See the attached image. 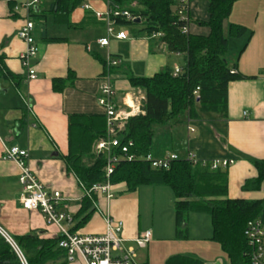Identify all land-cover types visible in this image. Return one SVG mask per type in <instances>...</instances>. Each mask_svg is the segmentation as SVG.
I'll return each mask as SVG.
<instances>
[{"label":"crops","instance_id":"obj_1","mask_svg":"<svg viewBox=\"0 0 264 264\" xmlns=\"http://www.w3.org/2000/svg\"><path fill=\"white\" fill-rule=\"evenodd\" d=\"M25 1L34 5L24 8ZM210 1L190 0L189 34H210V29L200 24L209 20ZM251 1L254 0L235 3L224 22L225 34L230 25L247 29L243 38L230 41L225 58L231 64L237 62V71L250 78L230 83L226 117L208 113L190 120L184 114L178 121L156 129L152 154L157 158L169 154L186 158L192 154L200 164L233 160V164L223 169L228 175V199L254 201L264 199V183L247 187L258 177L254 162L264 160V10L251 9ZM110 10V0H0V56L5 74L0 78V137L7 147L26 150L27 166L45 189L63 195L66 211L75 218L72 233L103 235L105 217L109 215L124 223L123 238L132 247L139 235L151 230H144L141 224L142 198L148 202L149 192L160 194L164 189L143 186L129 193L118 186L111 200L97 195L95 214L84 227L74 230L85 192L66 162L68 118L73 114L104 115L97 98L106 77L117 90V104L126 108L124 103L132 104L133 95L139 92L132 88L129 77L150 78L165 69L182 68L185 60L182 55L169 53L159 37H136L135 33L130 36L124 27L118 26L114 27L115 33L125 32L128 38L118 40L112 35L109 46L101 47L98 41L108 38ZM97 14L103 15L102 18ZM27 19L35 23L34 37L39 46V54L29 62L37 74L34 81L28 79L21 61L26 44L17 37ZM109 58L117 60L118 66L109 68ZM55 80H67L66 86L57 87ZM3 155L0 143V227L16 244L17 238L25 236L45 241L59 239L58 228L48 225L41 212L23 209L19 169L5 161ZM205 216L209 215L187 216L184 228L188 236L196 230L188 225L195 221L200 224ZM173 222L176 236L175 219ZM152 229L160 235L159 227ZM197 232L201 229L197 228ZM211 236L210 228L199 240L209 244ZM155 242L151 241L146 248L149 253ZM208 248L213 251L216 247ZM222 254L224 257L218 251L214 256L188 252L185 255L203 264H229ZM68 259L69 264H83L78 259Z\"/></svg>","mask_w":264,"mask_h":264},{"label":"trees","instance_id":"obj_2","mask_svg":"<svg viewBox=\"0 0 264 264\" xmlns=\"http://www.w3.org/2000/svg\"><path fill=\"white\" fill-rule=\"evenodd\" d=\"M239 1L242 0H211L209 20L200 22L210 29V34L197 36L183 32L190 18L181 19L178 15L179 0H110L112 10L118 7L140 19V23H136L125 17H111L114 26L140 27L135 32L136 37L160 34L159 39L167 46L169 53L184 56L185 64L177 77L173 76L171 69L150 78L129 77L132 88L145 92L144 113L129 118L119 137L122 146L132 143L128 148L129 155H135L137 159L120 163L109 181L113 191L123 186L129 193L143 186L169 187L175 197L177 238H184L187 233L183 228L189 214L209 215L211 240L220 245L229 264H251L253 248L244 232L250 221L264 222V199H228V175L223 169L211 171L209 166L194 164L184 158L173 162L167 170L154 169L143 160L152 153L156 127L178 121L184 114L190 120H197L201 114L208 113L226 117L230 83L250 79L237 71V62L231 64L225 58L230 41L247 34V29L239 25H230L227 34L224 32V22ZM2 63L0 56V78L5 76ZM67 80H55V84L57 87L61 84L66 86L64 82ZM68 135L66 162L79 183L85 190L104 183L107 180L104 171L106 156L95 154L93 147L106 135L105 116L70 115ZM254 167L258 177L247 187L264 183V160L254 162ZM96 200V194L85 196L74 230L90 221L96 211ZM16 241L29 264H69L66 251L58 247L59 239L45 241L25 236ZM0 264H20L12 247L1 235ZM166 264L203 263L193 257L179 255L169 258Z\"/></svg>","mask_w":264,"mask_h":264},{"label":"built area","instance_id":"obj_3","mask_svg":"<svg viewBox=\"0 0 264 264\" xmlns=\"http://www.w3.org/2000/svg\"><path fill=\"white\" fill-rule=\"evenodd\" d=\"M190 0H179L178 15L181 19L188 18ZM34 2L25 1L22 6L30 9ZM89 9V6H85ZM18 10V7H15ZM99 18L103 15L97 14ZM108 38L98 41L101 47L109 46L110 36H114L118 40L128 38L125 32L115 33L114 21L111 17H125L128 21H135L136 17L128 11L120 10L118 7L110 10L108 15ZM35 23L31 19L25 20L23 26L19 29L17 37L26 44V51L21 57L22 65L27 71L28 79L34 81L37 79L36 71L30 66L29 62L39 54V46L34 37ZM184 33L187 28L183 29ZM153 37H160L156 34ZM107 66L109 68L118 66V61L108 59ZM182 69L176 67L173 70V76L177 77L181 74ZM117 90L112 85L109 77L103 79L99 88L97 98L98 105L103 109L106 118V135L96 141L93 147V152L97 155L106 156L105 174L106 181L102 184H96L90 190H85V196L91 194L105 195L108 200L114 198L110 176L114 173L116 167L124 162H132L137 159L135 155H129L128 148L132 145L122 146L120 142V133L125 129V125L129 118L143 114V104L146 96L142 92H137L133 95L132 104L124 103L125 107H120L117 104ZM0 143L4 147L3 159L14 163L19 169L18 182L22 187L20 196V204L27 211L41 212L48 225H54L59 231L58 247L66 251L68 258L78 259L83 264H137L136 251L134 247L126 245V240L123 238L124 223L116 220L111 216L105 217L106 232L100 236H79L71 232V226L74 225V217L66 211V199L58 191L49 192L44 185L39 181L37 176L27 166L28 152L17 146L7 147L0 137ZM176 154H169L162 158L155 157L152 153L143 158L145 162L150 164L154 169H169L173 162L180 160ZM194 164H198L195 157L189 154L186 158ZM233 160H215L211 163H202L204 166H209L211 171L225 169L233 164ZM96 205V204H95ZM0 234L9 243L13 251L18 257L20 264H29L27 258L14 242V240L3 231L0 227ZM245 237L253 248L251 256V264H264V223L261 220L250 221L247 224L244 232ZM152 233L146 231L139 235L134 241V245L138 248L145 249L151 242Z\"/></svg>","mask_w":264,"mask_h":264},{"label":"rangeland","instance_id":"obj_4","mask_svg":"<svg viewBox=\"0 0 264 264\" xmlns=\"http://www.w3.org/2000/svg\"><path fill=\"white\" fill-rule=\"evenodd\" d=\"M253 5L251 9L254 11L264 10V0H254L249 2ZM248 7V6H247ZM234 15V14H233ZM236 17V16H234ZM239 18V17H238ZM190 17V23H191ZM140 27L130 26L125 28L130 36L140 30ZM139 92H142L145 95V92L139 88H137ZM159 127H156L158 129ZM164 189L160 194L149 192L150 197L148 198V202H145L146 198H142V206H141V224L143 229L150 228L152 234L151 241L155 242V248H153L150 253L148 250L138 248L136 245H133L137 259V264H166L169 258L173 256L182 255L184 256L186 252L189 254H206L207 256H214V253L218 251V253L224 257L222 254V249H220V245L212 240H209V244H203L204 242H200L199 238L204 236L205 230L212 231V225L210 224L211 218L210 216H205V220L200 221V224L195 221L193 224L189 226V228L196 229L193 234L190 236L187 233L184 235V238H177L174 235V203L175 197L173 191L167 186H161ZM142 197V195H141ZM211 225V226H210ZM160 229V235L157 236L152 228ZM197 228L201 229V232H197ZM186 228H183L185 231ZM145 232V231H144ZM159 238V239H157ZM216 247L214 250H210L208 247ZM206 246V247H204ZM128 247V246H127ZM186 256V255H185ZM197 258V257H196ZM225 259L226 256H225Z\"/></svg>","mask_w":264,"mask_h":264},{"label":"water","instance_id":"obj_5","mask_svg":"<svg viewBox=\"0 0 264 264\" xmlns=\"http://www.w3.org/2000/svg\"><path fill=\"white\" fill-rule=\"evenodd\" d=\"M134 22H136V23H140V19L138 18V19H136Z\"/></svg>","mask_w":264,"mask_h":264}]
</instances>
